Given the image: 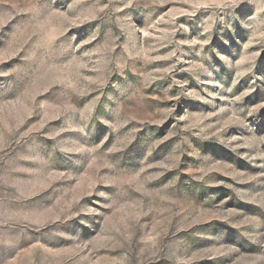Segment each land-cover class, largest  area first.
Instances as JSON below:
<instances>
[{
    "label": "rangeland",
    "instance_id": "rangeland-1",
    "mask_svg": "<svg viewBox=\"0 0 264 264\" xmlns=\"http://www.w3.org/2000/svg\"><path fill=\"white\" fill-rule=\"evenodd\" d=\"M0 264H264V0H0Z\"/></svg>",
    "mask_w": 264,
    "mask_h": 264
}]
</instances>
